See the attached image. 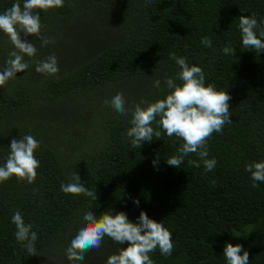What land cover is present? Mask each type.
Listing matches in <instances>:
<instances>
[{
  "label": "trees",
  "instance_id": "16d2710c",
  "mask_svg": "<svg viewBox=\"0 0 264 264\" xmlns=\"http://www.w3.org/2000/svg\"><path fill=\"white\" fill-rule=\"evenodd\" d=\"M14 2L0 0V13ZM253 13L264 21V0H152L147 5L146 0H65L63 8L41 12L42 33L56 43L41 47L35 37H27L39 49L37 56L25 57L28 72L0 88V165L13 138L30 134L39 139L53 127L62 139L63 159L50 150L37 152L34 184L15 177L0 184V264H52L54 258L61 264H106L127 243L105 237L83 261L65 255L90 206L97 217L123 211L135 223L144 211L164 222L174 251L166 258L157 248L150 254L154 264H227V243L243 245L250 264H264V183L252 188L245 171L247 163L264 160V51L244 49L238 28V18ZM203 36L212 39V48L200 43ZM229 40L235 56L221 51ZM11 50L0 32V66ZM171 52L202 67L206 85L232 97L233 123L209 141L208 158L217 160L211 172L202 163L188 167V159H199L195 154L180 169L169 166L166 156L175 155L182 141L163 131L160 140L133 148L125 140L130 117L104 103L117 91L124 93L130 110L142 99L165 98L163 83L164 91L153 84L178 71ZM50 54L58 57L59 78L35 71L33 59ZM75 165L85 186L96 188V201L61 191V181ZM86 168L91 178L84 175ZM17 210L38 233L37 256L16 242L11 218Z\"/></svg>",
  "mask_w": 264,
  "mask_h": 264
},
{
  "label": "clouds",
  "instance_id": "9594fccd",
  "mask_svg": "<svg viewBox=\"0 0 264 264\" xmlns=\"http://www.w3.org/2000/svg\"><path fill=\"white\" fill-rule=\"evenodd\" d=\"M152 0H146V5ZM65 0H15L11 7L0 13V32H3L12 45L8 58L0 66V88L17 78V73H27L29 63L25 57L35 58L39 49L34 41L27 37H35L41 47L55 44V38L42 33L44 25L41 12L63 8ZM264 21H258L253 13L250 16L238 18V28L242 47L257 54L264 51ZM200 43L206 48H212V39L203 36ZM224 55L235 56L236 49L231 40L221 48ZM169 59L175 61L178 71L175 76H166L163 81L155 79L153 86L164 91L165 98L154 102L141 100L130 110L122 91H117L106 98L104 103L110 105L125 119L130 117V127L126 130L125 140L133 148H141L145 143L160 140L162 131L171 139L175 137L182 141L177 153L166 156L169 166L180 169L185 158L195 154L199 159H188V167L200 168L211 172L217 165L215 158L209 159V141L213 133H223L225 125L232 124L230 119V101L232 97L225 91H218L214 84L206 85V74L202 67L190 65L186 56L169 53ZM35 71L46 77H58L60 67L58 57L50 54L44 59H33ZM160 63V62H159ZM156 70V69H155ZM154 70V71H155ZM26 78V75L23 77ZM179 81L180 83H177ZM155 125V127H153ZM41 147V142L33 135L20 136L11 140L9 152L0 165V184L13 177L18 182L32 185L38 178L40 162L35 153ZM159 154L153 164H158ZM245 171L250 173L251 187L256 188L264 183V160L251 161L245 165ZM213 187L217 181L211 180ZM61 191L66 195H83L96 201L97 191L85 186L77 171L70 173L67 182L61 181ZM35 191V190H34ZM138 206L139 200H134ZM82 217L84 223L73 233L65 255L69 261H83L89 251L99 250L105 237L121 246L118 254L110 255L106 264H154L150 254L159 249L160 253L170 257L174 251L173 237L164 222L150 219L146 212L141 211L137 222L129 220L123 211L113 214L108 210L97 217L90 209ZM12 223L15 225L16 242L21 250H26L30 256H37L36 241L38 233L33 231V224L26 223L21 211L14 212ZM241 253H243L241 255ZM224 258L227 264H250L249 252L243 245L227 243L224 247ZM203 264V262H202Z\"/></svg>",
  "mask_w": 264,
  "mask_h": 264
},
{
  "label": "rangeland",
  "instance_id": "374dc122",
  "mask_svg": "<svg viewBox=\"0 0 264 264\" xmlns=\"http://www.w3.org/2000/svg\"><path fill=\"white\" fill-rule=\"evenodd\" d=\"M80 137H81V135H79V134L76 135V138H80ZM36 139L41 142V147H40V149H38L36 151V153L38 152V153H40V155H45V154H47L45 151L50 150L51 154H56L61 159H63L62 158V139L57 136L56 129L54 127H53V129H50V130H47L46 132H44L42 137H40L39 139L38 138H36ZM65 158H68V157H65ZM77 168H78L77 165L69 167L70 170H73L72 172L76 171ZM63 171H65V170H62V172ZM83 172L87 178H91V176L93 175V172L90 168L84 169ZM68 175L62 181L67 182ZM118 247H120V246L118 245ZM61 263H62V260L56 259V258H54L53 262H52V264H61ZM39 264H44V261H40Z\"/></svg>",
  "mask_w": 264,
  "mask_h": 264
}]
</instances>
